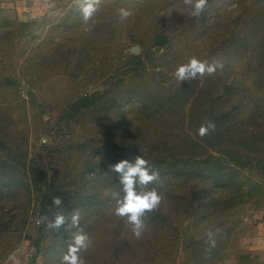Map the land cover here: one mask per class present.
Returning <instances> with one entry per match:
<instances>
[{"label": "rangeland", "instance_id": "rangeland-1", "mask_svg": "<svg viewBox=\"0 0 264 264\" xmlns=\"http://www.w3.org/2000/svg\"><path fill=\"white\" fill-rule=\"evenodd\" d=\"M193 57L224 69L178 82ZM137 156L164 196L139 239L113 214V166ZM80 229L85 264H264V0L199 18L183 0H103L88 22L75 0H0V264H62Z\"/></svg>", "mask_w": 264, "mask_h": 264}, {"label": "clouds", "instance_id": "clouds-1", "mask_svg": "<svg viewBox=\"0 0 264 264\" xmlns=\"http://www.w3.org/2000/svg\"><path fill=\"white\" fill-rule=\"evenodd\" d=\"M103 0H75L77 9L85 22L91 20L94 15L100 10ZM186 10L190 12L194 18L201 17L209 7V0H183ZM118 15L121 20H127L133 15L130 8L123 7L118 10ZM223 70L222 62L213 60L201 61L193 57L187 63L179 65L173 75L178 82L195 80L197 76L214 75L217 70ZM216 125L211 120H206L197 130L200 138L211 134L215 131ZM113 171L120 176V183L123 186V197L117 200L114 209V215L125 217L127 223L132 226L133 235L139 239L144 235L146 225L143 217L150 212L157 211L164 196L159 189L155 187L160 181V174L154 170L145 158L137 156L134 163L121 161L113 166ZM53 205L59 208L62 201L59 197H54ZM44 219H48L47 216ZM80 221L79 213H74L71 218L73 226H78ZM65 223V217L62 214L56 213L48 224L49 228L59 229ZM209 239V251L216 247V241L213 239V233H207ZM90 237L78 230L71 243L68 245L66 253L62 257V264H85L81 252L87 251L91 246Z\"/></svg>", "mask_w": 264, "mask_h": 264}, {"label": "trees", "instance_id": "trees-1", "mask_svg": "<svg viewBox=\"0 0 264 264\" xmlns=\"http://www.w3.org/2000/svg\"><path fill=\"white\" fill-rule=\"evenodd\" d=\"M160 39L165 41V37H159V38L157 39V42H160ZM164 41H162L163 43H158V44H160V45H164Z\"/></svg>", "mask_w": 264, "mask_h": 264}]
</instances>
